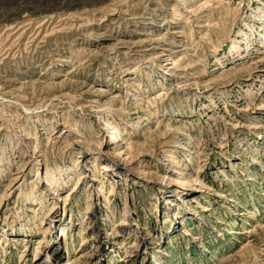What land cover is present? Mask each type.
I'll return each mask as SVG.
<instances>
[{"label": "rangeland", "instance_id": "1", "mask_svg": "<svg viewBox=\"0 0 264 264\" xmlns=\"http://www.w3.org/2000/svg\"><path fill=\"white\" fill-rule=\"evenodd\" d=\"M0 264H264V0H0Z\"/></svg>", "mask_w": 264, "mask_h": 264}, {"label": "bare ground", "instance_id": "2", "mask_svg": "<svg viewBox=\"0 0 264 264\" xmlns=\"http://www.w3.org/2000/svg\"><path fill=\"white\" fill-rule=\"evenodd\" d=\"M59 3V2H58ZM45 5V4H44ZM32 7V6H31ZM34 11V10H33ZM30 12H32V11H30ZM54 45V44H53Z\"/></svg>", "mask_w": 264, "mask_h": 264}]
</instances>
